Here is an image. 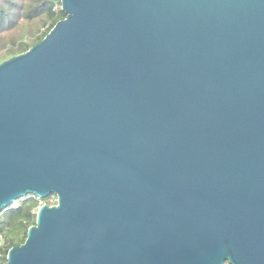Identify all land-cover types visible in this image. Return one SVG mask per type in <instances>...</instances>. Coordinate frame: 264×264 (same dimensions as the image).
<instances>
[{"label":"water","instance_id":"95a60500","mask_svg":"<svg viewBox=\"0 0 264 264\" xmlns=\"http://www.w3.org/2000/svg\"><path fill=\"white\" fill-rule=\"evenodd\" d=\"M0 62L3 264H264V0H61Z\"/></svg>","mask_w":264,"mask_h":264},{"label":"trees","instance_id":"16d2710c","mask_svg":"<svg viewBox=\"0 0 264 264\" xmlns=\"http://www.w3.org/2000/svg\"><path fill=\"white\" fill-rule=\"evenodd\" d=\"M65 16L61 0H0V62L30 49ZM44 203L56 201L28 195L0 212V264L10 248L25 242Z\"/></svg>","mask_w":264,"mask_h":264},{"label":"rangeland","instance_id":"374dc122","mask_svg":"<svg viewBox=\"0 0 264 264\" xmlns=\"http://www.w3.org/2000/svg\"><path fill=\"white\" fill-rule=\"evenodd\" d=\"M45 198H49L51 202L55 201L56 200V195H51L49 197H45ZM44 198V199H45Z\"/></svg>","mask_w":264,"mask_h":264},{"label":"built area","instance_id":"2783aa9c","mask_svg":"<svg viewBox=\"0 0 264 264\" xmlns=\"http://www.w3.org/2000/svg\"><path fill=\"white\" fill-rule=\"evenodd\" d=\"M38 198V197H37ZM38 199H41V198H38Z\"/></svg>","mask_w":264,"mask_h":264},{"label":"flooded vegetation","instance_id":"af4514ba","mask_svg":"<svg viewBox=\"0 0 264 264\" xmlns=\"http://www.w3.org/2000/svg\"><path fill=\"white\" fill-rule=\"evenodd\" d=\"M56 201V200H55ZM54 202V201H53Z\"/></svg>","mask_w":264,"mask_h":264}]
</instances>
